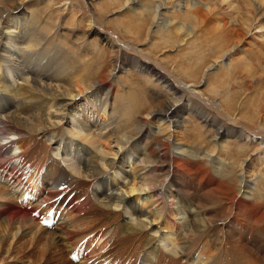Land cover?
Wrapping results in <instances>:
<instances>
[{
	"label": "bare ground",
	"instance_id": "6f19581e",
	"mask_svg": "<svg viewBox=\"0 0 264 264\" xmlns=\"http://www.w3.org/2000/svg\"><path fill=\"white\" fill-rule=\"evenodd\" d=\"M39 3L36 0L27 13L17 7L16 13L7 14V9L0 8L1 264H12L10 261L16 259L4 246L26 236H30V243L41 245L47 261L63 259L64 249L71 259L67 264H125V253L131 251L125 259L130 264L135 258V262L141 259L146 264H246L242 260L264 264V241L260 245L258 234L251 235L246 228L245 216L254 208L247 195H254L253 189L240 183L241 200L237 203L235 197L228 207L232 221L206 218L181 203H186L188 193L192 196L193 173L177 159L186 162L192 157L183 149L173 155L168 139L167 144L153 147L149 140L152 130L137 115V98H130L133 90L126 91L116 81L120 67L130 65L129 56L148 70L149 61L142 55L138 59L137 50L129 48L124 51L129 56L123 64L119 68L114 65L110 80L93 83L82 46L64 38L58 26L40 20ZM244 4L247 9L252 6L248 0ZM208 5V10L195 7L183 14L204 23L206 12L209 18L215 13ZM127 8L132 11L131 4ZM250 20L243 22L247 26ZM227 25L222 22V29ZM258 26L264 29V22ZM231 32L239 38L237 29ZM98 33L111 48L121 47L114 35ZM165 72L161 68L162 79L157 78L171 87L173 91L167 87L171 96H176L177 90L178 94L193 95L200 107L227 119L220 106L203 101L198 91L181 86ZM14 75L21 82L8 80ZM118 86L124 96L128 95V102L122 95L116 99ZM182 108L174 107L170 114L179 115ZM70 115L74 118L69 119ZM165 115L151 111L148 117L168 118ZM241 131L236 133L240 140L247 138L255 144L257 136L264 138L263 129L255 134ZM35 155L36 161L31 158ZM166 155L176 158V163ZM162 158L163 164L159 162ZM180 174L182 180L178 181ZM189 180L187 185L180 184ZM201 196L199 189L191 203ZM43 223L53 225L46 228Z\"/></svg>",
	"mask_w": 264,
	"mask_h": 264
},
{
	"label": "rangeland",
	"instance_id": "374dc122",
	"mask_svg": "<svg viewBox=\"0 0 264 264\" xmlns=\"http://www.w3.org/2000/svg\"><path fill=\"white\" fill-rule=\"evenodd\" d=\"M37 1H40L37 4L41 18L39 19L46 20L53 27L58 26L64 38L82 46L87 72L88 75L91 73L93 83L110 80L114 65L119 68L123 64L129 56L124 54V51L127 52L129 48L137 50L138 59H142L139 58V55H142L149 61L148 70L136 63L137 59L133 55L129 56L127 60L130 65L124 63V66L120 67L116 81H119L126 91L133 90L130 98L134 101L137 98V115L142 122H147V126H150L152 134L149 140L153 147L161 143L167 144L166 141L169 140L173 155L183 149L192 157L189 162L177 159L186 171L193 173L192 196L188 193V200H184L186 203H181L185 207L190 205L188 209L195 214L202 213L206 218L232 221L233 213L228 207L231 201L238 203V200H241L239 196L242 191H238L242 182V187H250L255 193L252 196L247 195L252 199L250 202L254 203V208L249 218L245 216L246 228L251 235L258 234L262 245L264 138L257 136L254 139L257 142L254 144L252 140L247 142V138L240 140L236 133L242 132L241 130L249 134L258 133L262 129L264 131V29L258 26L260 21L264 22V3L248 0L252 6L247 9L244 4L246 0H119V3L118 0ZM35 3L36 0H0V8L7 9V14L16 13L14 10L17 7L22 9V12H30ZM130 4L132 11L127 8ZM206 4H210L215 13L209 18L206 12L204 23L199 24L191 15L183 14L187 9L192 11L195 7L208 10L209 5ZM229 6L234 7L238 13L235 14L236 11ZM245 19H251L247 26L243 22ZM222 22H228L223 29ZM232 29L238 30L236 34H239V38L233 35ZM98 32L114 35L120 40L121 47L111 48L103 43ZM227 33L231 34L229 39ZM241 35L242 41H238ZM258 46H261L263 55L258 53ZM161 68L181 86L198 91L203 101L220 106L226 115L222 111L220 113L227 119L220 118L215 111L206 110L203 106L202 109L200 102L194 99L193 95L178 94L180 90H177V95H172L173 98L167 88L172 90L171 87L157 78L158 75L162 79ZM8 80H14L15 84L21 82L15 75ZM120 86L114 91L119 95L116 99L124 96ZM127 97L128 95L124 96ZM171 106L173 109L179 106L184 109L178 112L179 115L170 114L173 111ZM151 111L167 114L168 118L148 117ZM71 118L74 117L70 115L69 119ZM176 120L178 124L171 123ZM209 120H214L216 124L206 125ZM46 154L49 155V151ZM36 156L38 155L31 158L36 161ZM169 158L176 163V158L166 155V159ZM163 160L164 158L159 159V162L163 164ZM35 161L30 163L35 166ZM18 163L17 161L14 165ZM37 168L40 169L39 166ZM177 180H182L181 174ZM63 182L65 183L64 179L61 180V183ZM190 182L191 180L180 184L187 185ZM199 189H202V196L195 200L193 205L190 198L194 197ZM256 215L261 218L256 219ZM108 229L110 230H106L109 231ZM29 240L30 236H26L13 242L11 246H8L9 243L4 246L14 252L16 259L10 261L12 264L70 263L71 259L64 249L63 255L66 258L62 256L63 259L58 262L52 260L55 263L47 261V253L40 250L41 245L30 243ZM137 244L138 241L132 245L130 251ZM135 251L138 252L139 248ZM131 253L132 251L125 253L126 260ZM125 259V264H130ZM134 260V264H146L141 259L137 262ZM241 262L248 264L244 260Z\"/></svg>",
	"mask_w": 264,
	"mask_h": 264
}]
</instances>
